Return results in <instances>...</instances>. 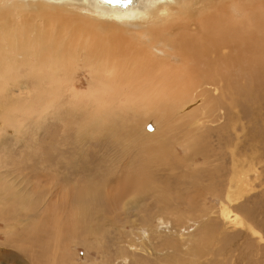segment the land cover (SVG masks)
<instances>
[{
    "label": "bare ground",
    "instance_id": "1",
    "mask_svg": "<svg viewBox=\"0 0 264 264\" xmlns=\"http://www.w3.org/2000/svg\"><path fill=\"white\" fill-rule=\"evenodd\" d=\"M6 1L8 4L1 6ZM128 2L131 4L127 5ZM57 4L58 0H0V95L4 86L20 78L17 75L19 71H15L18 65L31 66V70L25 72L27 78H40L39 74L55 71L58 64L61 65L59 68L69 67L71 58L83 54L85 62L93 66V71L96 70V77L106 74L105 80L116 86L113 88L115 92L136 98V109L149 114L147 118L155 125V133L174 132V140H177L181 135L177 129L162 127L185 129L181 140L185 141L183 150L189 155L187 159L180 158L182 167L187 169L191 166L188 161L198 157L204 163L211 161L207 156L208 150H201L206 143L204 141L211 139V133L215 134L217 142L227 145L229 150L225 155H228L230 169L229 174L226 173L228 181L224 183L225 187L220 185L223 189L220 190V193L223 191L221 202L225 205L222 219L215 223L217 225L208 227L205 237L208 236L209 241L203 242V238L199 242L202 248L192 254L194 258L224 255L225 245L236 236H246L249 249L263 242L261 230L250 221L253 214L239 202L253 189V180L255 184L260 173V160L256 162V158L264 157V138L260 135H264V0H113V3L108 0H59ZM88 12L96 16L89 17ZM93 18L99 21H92ZM137 23L141 25L140 31L136 29L139 34L129 31L127 27ZM18 108V105L3 108L6 114L10 110L14 112L11 113L12 122ZM211 126L217 127L209 129ZM144 127L130 136L131 143L145 140L150 135L144 132ZM213 150L216 151L217 147ZM154 155L156 153L150 156ZM225 155L221 154V157ZM132 177L123 180L128 186L120 187L122 190H118L121 180H117L114 185H118L110 191L105 189L107 185L101 184V189H104L102 195L91 186L78 187L75 194L79 200L69 211L76 216L77 220H74L83 224L89 217L91 221L96 219L93 222L99 223L100 220L103 223L106 218L103 207L106 206H102L101 199L111 208L119 204L121 210L129 205L142 204L138 196L149 193V190L160 193L156 190V183L145 182L138 175ZM17 186L14 179L6 174L1 176L0 204L8 209L4 212L0 205V219H6V222L7 219L23 221V217L18 215H22L23 208L33 206L31 193H23ZM83 188L87 189L82 192ZM65 191L61 201L67 199ZM121 192H126V195L122 197ZM69 195L73 194H68V199ZM231 202L232 210L228 208ZM19 205L20 212L11 215ZM90 222L87 221V226ZM89 226L93 231L97 230L94 233L102 232V228L99 230L95 224ZM227 227L236 229L224 235ZM60 231L52 239L58 247L62 244L61 240L58 241ZM88 233L85 232L84 237ZM215 242L221 244L213 249L214 253L203 250L204 243L213 246ZM61 247L56 259L48 264H64L69 249L65 244ZM168 259L172 261L174 258ZM175 260L184 264L177 258ZM192 263L198 264L199 261ZM208 264L217 262L209 260Z\"/></svg>",
    "mask_w": 264,
    "mask_h": 264
},
{
    "label": "rangeland",
    "instance_id": "2",
    "mask_svg": "<svg viewBox=\"0 0 264 264\" xmlns=\"http://www.w3.org/2000/svg\"><path fill=\"white\" fill-rule=\"evenodd\" d=\"M8 2L1 6L7 5ZM68 7L72 8L70 4ZM88 14L89 17L96 16L91 12ZM92 21L99 20L93 18ZM140 27V23H137L127 28L137 33ZM71 60L68 69L59 68L61 65L58 64L57 68H54L55 71L43 72L39 74L40 78L33 79L27 78V73L31 70L29 64H21L23 67L17 64L19 68L16 65L18 69L15 68V71H19L17 75L20 78L2 89L0 180L5 174L14 179L21 192L31 193L34 202L32 200L33 206L23 208L22 215H18L25 221L7 219L6 222V219H0V264H48L56 259L62 244L67 245L70 251L67 253L69 257L66 256L63 260L64 264H178L176 258L184 264H191L192 261L208 264L209 260L216 261L217 264H264V241L249 249L248 238L243 235L233 237L225 245L224 255L209 254L200 257L201 259L192 255L202 248L199 242L203 238V242L207 239L209 241L208 236L205 237L208 227L217 225L215 223L222 219L221 213L225 205L221 202L223 191L220 193V190L223 189L220 187L227 183L228 168L230 169L228 155H225L229 149L226 148L225 142H217L215 134L211 133V139L204 141L206 143L201 149L208 150L207 156L211 161L204 163L202 158L198 157L192 162L188 161L191 166L187 169L182 167L180 158L187 159L189 155L183 150L185 141L181 140L185 129L162 127L173 131L177 129L181 133L177 140H174V132L155 133V125L147 118L149 114L140 108L136 109L135 97H125L123 93L121 95L115 92L113 88L116 86L106 82V74L103 77L97 76L96 79V70L93 71V66L85 62L83 54H77ZM32 71L35 72L33 68ZM16 105L20 111L17 109L15 120L12 122L11 113L14 112L10 110L6 114V109L3 108ZM248 125L251 127V124ZM143 126L144 132L150 135L145 140L131 143L133 140L130 136L136 134ZM212 127L217 126H211L209 129ZM258 128L261 129V126ZM254 130L251 132L254 133ZM260 135L263 139L264 135ZM216 147L217 150H213ZM174 148L176 150H173ZM153 153L156 155L150 156ZM210 154L214 157L211 158ZM221 154L225 156L222 158ZM260 158H256V162L260 160V173L255 184L252 178L254 190H249L241 198L243 201L240 200L239 205L250 210L253 214L250 221L257 225L264 235V157ZM131 175H138L145 182L149 180L153 184L156 183V190L160 193L149 190V193L138 196L142 199V204L129 205L121 210L118 208L119 204H112L111 208L101 199L102 206H106L103 207L106 217L103 223L100 220L95 223L93 221L96 219L91 221L89 217L86 218L88 222L91 221L88 226L85 220L83 224L75 221L76 216H72L69 211L79 200L75 194L78 187L91 186L102 195V185H107L105 189L110 191L118 185H114L115 182L121 180L118 190H122L120 187L128 186L123 180H127ZM61 186L65 187L66 191ZM87 188H83L82 192ZM63 191L67 192V199L68 194L73 195H69L68 200L61 201ZM120 195L123 197L126 192H121ZM232 203L228 205L231 210ZM1 208L7 212L6 206L2 205ZM14 212H20V205L15 206L11 215ZM92 224L99 230L102 228V232L94 233L97 230L90 228L89 225ZM227 228L224 235L236 229ZM57 231L61 234L58 236V241L62 242L59 247L52 242L58 235ZM85 232L90 234L84 237ZM199 233L205 235L200 236ZM215 243L213 246L204 243L206 247L203 245V250L206 253H214L221 244ZM52 247L57 249L54 251ZM171 257L174 258L172 261L168 259ZM48 258L51 261H48Z\"/></svg>",
    "mask_w": 264,
    "mask_h": 264
},
{
    "label": "snow or ice",
    "instance_id": "3",
    "mask_svg": "<svg viewBox=\"0 0 264 264\" xmlns=\"http://www.w3.org/2000/svg\"><path fill=\"white\" fill-rule=\"evenodd\" d=\"M109 3H113V0H108Z\"/></svg>",
    "mask_w": 264,
    "mask_h": 264
}]
</instances>
